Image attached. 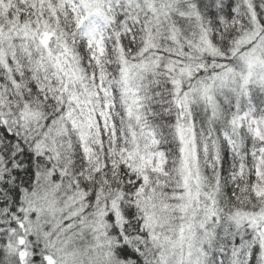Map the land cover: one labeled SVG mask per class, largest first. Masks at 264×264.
Segmentation results:
<instances>
[{"label": "snow or ice", "instance_id": "6c2138e0", "mask_svg": "<svg viewBox=\"0 0 264 264\" xmlns=\"http://www.w3.org/2000/svg\"><path fill=\"white\" fill-rule=\"evenodd\" d=\"M0 264H264V0H0Z\"/></svg>", "mask_w": 264, "mask_h": 264}]
</instances>
